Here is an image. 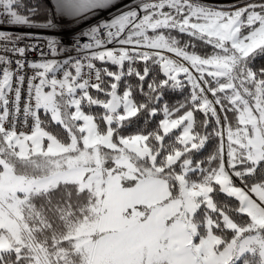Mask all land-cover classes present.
<instances>
[{"label":"snow or ice","instance_id":"6c2138e0","mask_svg":"<svg viewBox=\"0 0 264 264\" xmlns=\"http://www.w3.org/2000/svg\"><path fill=\"white\" fill-rule=\"evenodd\" d=\"M118 2L0 0V264H264V0Z\"/></svg>","mask_w":264,"mask_h":264},{"label":"built area","instance_id":"2783aa9c","mask_svg":"<svg viewBox=\"0 0 264 264\" xmlns=\"http://www.w3.org/2000/svg\"><path fill=\"white\" fill-rule=\"evenodd\" d=\"M119 8H115V9H112L111 11L109 12H102L101 13V18H98L96 19L95 24H97L99 21L101 20H110L112 16H114L116 13H117V10ZM2 18V17H0ZM3 26H0V28H2ZM10 27L11 26H8L6 28L7 31H10V32H13V33H22V32H26V31H20L19 29H14V30H10ZM87 27L88 26H84V27H73V28H70L69 30H66V31H63L61 32V34H52V33H48L50 35H55L57 39H61L63 44L67 45V46H70L72 44V40H73V37H76L77 36V33L83 31V30H87ZM27 31H36V30H27ZM81 42H87V38L86 37H78Z\"/></svg>","mask_w":264,"mask_h":264},{"label":"rangeland","instance_id":"374dc122","mask_svg":"<svg viewBox=\"0 0 264 264\" xmlns=\"http://www.w3.org/2000/svg\"><path fill=\"white\" fill-rule=\"evenodd\" d=\"M212 2L213 3H217V4L229 5V4L235 3L236 0H226V1H220V2H218V1H212ZM131 3H132V0H121L118 4H116L117 6L114 5L113 7H110L108 9L99 10L95 16L91 17L90 19L84 20L82 23H80L78 25H75L74 27H84V26L86 27V26H88L87 27V29H88L90 26H93L94 25V23L96 22L95 21L96 19L101 18V13L102 12H109L112 9H115V8H119L120 10H123V8H124L125 5H129ZM50 6H51V11H54L53 0H50ZM63 18H66V20L64 21V24L66 26L60 32L52 33V34H61V32L66 31V30H69L70 28H73L72 21L69 20V18H67V17H63ZM23 28L24 29H27L25 27H23Z\"/></svg>","mask_w":264,"mask_h":264},{"label":"trees","instance_id":"16d2710c","mask_svg":"<svg viewBox=\"0 0 264 264\" xmlns=\"http://www.w3.org/2000/svg\"><path fill=\"white\" fill-rule=\"evenodd\" d=\"M212 1H218V2H220V1H226V0H212ZM30 2L35 3L36 0H30ZM44 3H46V5L48 6L49 10L51 11L50 0H44ZM256 63H257L258 65L261 64V63H264V58H258L257 61H256ZM181 99H183V97H182L181 95H179V94L169 95V96L167 97V100H168V101L170 102V104H172V105L176 104L177 100H181ZM160 118H162V116H158V117L156 118V121L158 122V120H159ZM139 127H144L143 119H141V120H140L135 126H133V128H130L129 131H130V132H131V131H134V130H136V128H139ZM149 130H150V129H149ZM211 148H212V146L210 145L209 148H208V151H205V152H203L202 154H200V155L198 156V158H199V159H203L205 156H207V155H208V152L211 151Z\"/></svg>","mask_w":264,"mask_h":264},{"label":"crops","instance_id":"0c3cea01","mask_svg":"<svg viewBox=\"0 0 264 264\" xmlns=\"http://www.w3.org/2000/svg\"><path fill=\"white\" fill-rule=\"evenodd\" d=\"M121 0H119V2H120ZM118 2V3H119ZM117 3V4H118ZM116 5V4H115ZM117 6V5H116ZM62 19V21H63V23H64V21L66 20V18H61ZM14 29H19L20 31H27L28 29H24L23 27H20V26H11L10 27V30H14ZM29 30H35V29H29Z\"/></svg>","mask_w":264,"mask_h":264}]
</instances>
